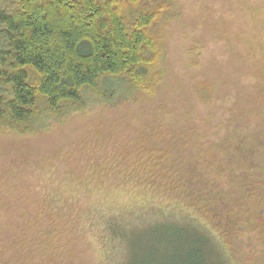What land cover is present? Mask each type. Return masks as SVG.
I'll use <instances>...</instances> for the list:
<instances>
[{
	"label": "rangeland",
	"instance_id": "rangeland-1",
	"mask_svg": "<svg viewBox=\"0 0 264 264\" xmlns=\"http://www.w3.org/2000/svg\"><path fill=\"white\" fill-rule=\"evenodd\" d=\"M164 1L153 26L162 75L154 91L101 81L126 98L104 102L87 90V104L41 118L32 132L0 130V264L17 238L27 246L20 264H108L100 228L82 226L85 206L151 196L181 218L163 219L168 229L158 232L136 226L125 264L173 255L185 237L188 249L206 243L194 217L216 229L223 206L235 219L222 236L240 248L236 264H264V0ZM190 183H203L202 194H186ZM56 199H79L81 209L66 212ZM200 247L207 264H220L215 247Z\"/></svg>",
	"mask_w": 264,
	"mask_h": 264
},
{
	"label": "trees",
	"instance_id": "trees-1",
	"mask_svg": "<svg viewBox=\"0 0 264 264\" xmlns=\"http://www.w3.org/2000/svg\"><path fill=\"white\" fill-rule=\"evenodd\" d=\"M167 6L164 0H0V130L32 132L41 118L87 104V90L108 102L114 91L100 89L101 81L122 78L128 93L154 91L162 75L156 69L160 51L153 26L163 18ZM126 95L114 98L122 101ZM188 185L184 187L188 195H201L205 187L203 183ZM160 197L111 200L108 204L98 200L92 207L85 206L82 226L100 228L99 240L108 264H113L115 256L121 260L116 264H125L121 256L127 252L126 240L136 226L143 228L142 224L149 222L152 231L158 232L167 228L161 224L163 219L181 218L174 206L154 205L162 202ZM74 199L54 201L66 212L73 207L79 212L80 200ZM191 210L197 209L193 206ZM213 215L216 229L198 222L197 217L192 229L194 235L199 231L207 234L210 241L205 238L206 243L188 249L190 240L185 242V237L175 254L140 264H207L200 247L205 245L212 251L216 248L220 264H236L240 248L228 246L222 236L223 230L227 234L235 231V219L224 206ZM63 217L80 225L79 216ZM207 229L213 231L212 236ZM49 239L50 235L36 242ZM18 241L24 242L21 238L10 242V261L5 264H20L27 254V246L18 248ZM43 255L36 262H44Z\"/></svg>",
	"mask_w": 264,
	"mask_h": 264
}]
</instances>
